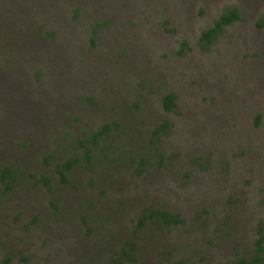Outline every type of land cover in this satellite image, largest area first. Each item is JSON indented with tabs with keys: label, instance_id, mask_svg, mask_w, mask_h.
I'll return each mask as SVG.
<instances>
[{
	"label": "rangeland",
	"instance_id": "rangeland-1",
	"mask_svg": "<svg viewBox=\"0 0 264 264\" xmlns=\"http://www.w3.org/2000/svg\"><path fill=\"white\" fill-rule=\"evenodd\" d=\"M231 6L241 18L202 44ZM109 120L118 161L61 181L53 168L64 131ZM163 120L153 137L161 164L135 171L127 154L146 155ZM4 165L34 175L0 178V264L247 258L264 235V0H0ZM149 206L184 221L137 229ZM126 240L134 262L121 254Z\"/></svg>",
	"mask_w": 264,
	"mask_h": 264
},
{
	"label": "trees",
	"instance_id": "trees-1",
	"mask_svg": "<svg viewBox=\"0 0 264 264\" xmlns=\"http://www.w3.org/2000/svg\"><path fill=\"white\" fill-rule=\"evenodd\" d=\"M240 11L236 6L227 7L219 14V16L214 19L213 23L207 26L201 31L200 41L202 44H210L218 35L221 33L223 26L232 23L233 21L240 19ZM96 21L94 27L91 31L95 34L96 32ZM54 31H47V35H52ZM90 41L92 44L95 43L94 36H91ZM185 44V42H184ZM91 100L92 98L89 97ZM175 95L169 92L162 96V105L165 110H170L174 106ZM117 124L115 120H109L100 123L95 129L83 130L77 135H72L69 130L64 131L67 134L64 138V142L60 144L61 149H63V154L60 156L59 160L54 163L53 172L58 174L61 181H67L70 173L76 169L90 168L95 170L101 166V161L106 158L109 163H114L118 161L120 156H113V148L116 147L115 140L112 134L113 127ZM167 121L163 120L161 122L155 123L154 127L150 130L151 137L150 145L148 146V151L146 155H140L139 153L127 154L130 159V164L133 166L135 171L145 170L150 165H154V162L161 164L162 157L161 153L157 151V147L154 148L156 141L153 137H159L161 132L166 130ZM153 151H149L152 150ZM54 153V152H52ZM51 155L46 154L44 156L45 162H48ZM154 161V162H153ZM36 172V171H35ZM20 173L27 174L33 177V172H27L21 169H11L10 166L4 165L0 167V178L2 181L7 183L15 182L20 178ZM36 174V173H35ZM37 176V174H36ZM37 180L43 181L46 185L50 184L51 179L46 174H40ZM6 183V185H8ZM144 211H147L145 213ZM142 211L137 219L135 226L137 229H142L145 223L149 221L151 224L157 226H171L181 224L184 219L181 213L178 211H173L169 209H159L156 207L149 206ZM262 232V231H261ZM122 256L130 261H135L137 257L133 255V250H135V243L130 240H126L124 245L121 247ZM9 258H5L6 263ZM264 261V235L259 234L255 240V249H253L250 255L246 257L239 258L238 261L232 262L231 264H258ZM180 264V263H176Z\"/></svg>",
	"mask_w": 264,
	"mask_h": 264
}]
</instances>
